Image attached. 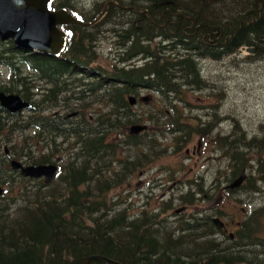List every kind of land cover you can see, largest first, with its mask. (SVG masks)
<instances>
[{"label": "trees", "instance_id": "1", "mask_svg": "<svg viewBox=\"0 0 264 264\" xmlns=\"http://www.w3.org/2000/svg\"><path fill=\"white\" fill-rule=\"evenodd\" d=\"M108 2L114 3L99 23L65 27L68 38L58 55L0 40V91L30 103L15 113L0 103V146L9 150L4 147L0 158L6 189L0 196V264H80L91 255L123 264H264V205L249 207L231 237L199 213L166 221L171 201L153 208L147 202L135 211L128 196L114 192L170 151L158 136L177 134L171 150L178 151L195 134L212 132L214 124L201 119L188 125L175 102H187L186 86L210 87L203 61L264 59V0H96L86 12L74 0H54V6L92 22ZM108 35L118 64L101 59L100 41ZM134 58L143 62L128 63ZM140 89L156 91L172 109L132 106L130 95ZM69 104L74 112H53ZM147 123L158 130L130 133L132 125ZM257 131L236 121L214 139L233 161L223 180L232 182L247 168L255 172L241 187L227 189L241 203L239 192L263 191L255 183H264L263 123ZM12 158L63 164L46 183L13 170ZM221 181L215 178L217 185ZM190 193L183 204L204 197Z\"/></svg>", "mask_w": 264, "mask_h": 264}, {"label": "rangeland", "instance_id": "2", "mask_svg": "<svg viewBox=\"0 0 264 264\" xmlns=\"http://www.w3.org/2000/svg\"><path fill=\"white\" fill-rule=\"evenodd\" d=\"M74 1H78L86 12L93 8V1L96 0ZM103 16L96 18L94 25L99 23ZM87 25L89 24L80 26L86 27ZM114 41L111 35L100 41L99 52L106 65L119 62L115 56ZM242 57L234 60L203 61L202 72L210 87L196 90L193 86H186L188 103L175 102L176 108L182 110V118L188 125L200 123L201 119L205 123L214 124L208 127L212 129V132L203 135L195 134L189 141L182 144V149L178 151L171 150L177 142V134L167 132L165 135L158 136L162 143L160 146H167L170 151L164 157H159L157 160L154 158V163H149V166L137 169L128 183H125L121 189L113 190L120 192L122 196H128L127 203L135 211L147 202L150 208H153L171 201L173 208L169 210L170 217L166 221H177L183 216L189 217L196 213L203 214L206 218L218 216L226 222L229 233H232L240 228L238 226L246 218L249 207L264 205V183L256 180L255 172L249 168L246 169V180L252 173L254 176L250 180H256L257 187L263 191L259 193L239 192L237 196L243 199L242 203L238 202L236 197L228 196L226 186L230 182L223 179L232 173L233 161L231 163L230 155L223 154L214 144L215 136L230 131L236 121L251 133H258L259 126L264 124V59L251 62ZM133 61L143 62L134 58L128 63ZM138 95L140 97L149 95L151 98L148 103L141 101L136 108L153 106L154 109L155 107L162 110L172 109L169 105L163 106V98L153 90L143 89ZM70 101L72 105L78 104L74 98ZM70 104V107L55 109L53 112L60 113L63 110L64 113H72L74 110L71 109ZM150 129L156 131L158 127L151 125ZM162 129L167 128L159 130ZM4 147L8 148V146H0V156L3 155ZM61 163L58 161L57 164ZM251 163L255 167V161ZM171 174H174V179ZM216 177L222 180L218 185L215 183ZM189 192L195 194L197 198H201L200 195L208 198L210 194L213 195L214 200H207L203 197V199H196L197 203L194 205L183 204L182 198ZM181 207L185 209L178 212L177 210ZM217 210L219 214L216 213ZM260 221L261 224L263 223V228L264 216L260 217Z\"/></svg>", "mask_w": 264, "mask_h": 264}, {"label": "water", "instance_id": "3", "mask_svg": "<svg viewBox=\"0 0 264 264\" xmlns=\"http://www.w3.org/2000/svg\"><path fill=\"white\" fill-rule=\"evenodd\" d=\"M53 0H0V39H12L17 47L30 51H39L49 55H56L63 49L66 32L60 26L67 24H87L77 19L64 9L52 10ZM114 2H108L106 6ZM145 97L144 101L148 102ZM131 104L136 98L131 97ZM0 103L8 111L15 113L30 106L19 94H7L0 91ZM146 129V125H134L132 134H139ZM12 167L20 169L26 177L46 178L51 182L57 175L56 164L23 165L18 160L12 161ZM244 170L228 187L238 188L246 179ZM4 189L0 185V195ZM217 227L224 228L225 224L220 218L213 219ZM227 230H225L226 232ZM95 260H102L109 264H123L103 255H91L81 260L80 264H90Z\"/></svg>", "mask_w": 264, "mask_h": 264}, {"label": "flooded vegetation", "instance_id": "4", "mask_svg": "<svg viewBox=\"0 0 264 264\" xmlns=\"http://www.w3.org/2000/svg\"><path fill=\"white\" fill-rule=\"evenodd\" d=\"M105 8V7H104Z\"/></svg>", "mask_w": 264, "mask_h": 264}]
</instances>
